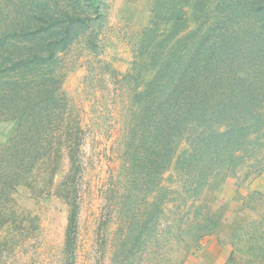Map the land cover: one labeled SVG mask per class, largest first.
Segmentation results:
<instances>
[{"label":"trees","instance_id":"obj_1","mask_svg":"<svg viewBox=\"0 0 264 264\" xmlns=\"http://www.w3.org/2000/svg\"><path fill=\"white\" fill-rule=\"evenodd\" d=\"M56 1L31 2L19 30L10 22L2 26L0 121H12L15 131L0 154V202L35 167H50L53 133L70 139V159L77 149V128L73 136L64 127L69 106L60 93L57 55L87 29L93 20L89 12L99 19V3L77 0L82 4L77 12L57 9ZM211 3L152 0L149 28L141 33L137 60L126 77L132 109L122 169L130 190L120 196L117 214L129 203V216L125 240L114 253L117 261L169 264L173 261L163 255L174 243L185 254L198 246L218 223L194 205L193 217L176 218L164 232L162 205L170 191L161 186L162 174L174 162L184 177L182 193L199 201L205 190L235 173L251 138L264 134V0H216L207 11ZM183 5L205 17L185 35ZM182 142L186 148L176 154Z\"/></svg>","mask_w":264,"mask_h":264},{"label":"rangeland","instance_id":"obj_2","mask_svg":"<svg viewBox=\"0 0 264 264\" xmlns=\"http://www.w3.org/2000/svg\"><path fill=\"white\" fill-rule=\"evenodd\" d=\"M33 1L52 6L53 0H0V40L4 22L14 23L16 30L23 28ZM56 3L62 10L74 7L70 10L79 12L82 8L77 0ZM98 3L99 19L89 12L93 20L87 22V29L57 55L60 93L69 106L64 127L67 124L73 136L77 128V149L71 150L70 159L66 147L73 146L70 139L53 133L55 154L50 156V167H35L26 174L28 179L19 180L14 191L7 190V197L0 202V264L133 261L132 257L117 261L114 254L127 235L129 216V203L123 206L122 215L117 214L120 196L125 188L130 190L122 169L125 124L132 109V84L126 77L137 60L141 33L149 28L152 0ZM182 7L187 20L185 35L205 17L191 7ZM14 131L12 121H0V154ZM250 145L235 173L219 186L205 190L199 201L182 193L184 177L174 162L162 174L161 186L170 191L162 205L164 232L176 218L179 222L193 217L194 205L218 223V228L188 254L173 242L170 255L166 249L163 255L167 263L181 264L185 258L182 264H264V134L254 135ZM185 148L182 142L176 154ZM55 155L59 159L57 170ZM3 172L9 176L6 169Z\"/></svg>","mask_w":264,"mask_h":264}]
</instances>
